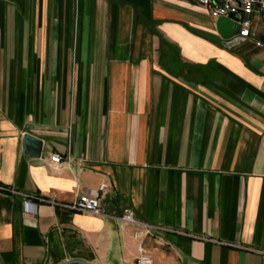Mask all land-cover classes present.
I'll return each mask as SVG.
<instances>
[{
    "label": "crops",
    "instance_id": "obj_1",
    "mask_svg": "<svg viewBox=\"0 0 264 264\" xmlns=\"http://www.w3.org/2000/svg\"><path fill=\"white\" fill-rule=\"evenodd\" d=\"M262 33L258 7L241 40L194 0H0V264H134L140 247L264 264ZM101 183L103 215L65 207Z\"/></svg>",
    "mask_w": 264,
    "mask_h": 264
},
{
    "label": "built area",
    "instance_id": "obj_2",
    "mask_svg": "<svg viewBox=\"0 0 264 264\" xmlns=\"http://www.w3.org/2000/svg\"><path fill=\"white\" fill-rule=\"evenodd\" d=\"M201 6L207 7L210 10V14L213 18L219 16H228L229 13H233L236 23L240 25L239 31L235 36H238L241 40L247 39L251 36V16L255 9L258 7L261 12L262 20L264 23V4L261 0H194ZM257 45H263L260 41L256 42ZM49 160L54 165L61 163V156L57 153H52L49 156ZM106 188L105 183H101L97 189H91L86 193L79 194L73 202L66 204L65 207L72 211L77 212H88L94 215H103L104 212L101 208V195ZM15 192V191H14ZM25 197V207H32L35 209L38 202H48L56 204L54 200L47 199L43 196H29ZM119 219L125 223L132 225L134 230L135 238H142L152 234L154 226L142 222L136 219L133 211L126 207L123 209ZM134 264H153L151 255L140 247L139 254L135 258Z\"/></svg>",
    "mask_w": 264,
    "mask_h": 264
},
{
    "label": "water",
    "instance_id": "obj_3",
    "mask_svg": "<svg viewBox=\"0 0 264 264\" xmlns=\"http://www.w3.org/2000/svg\"><path fill=\"white\" fill-rule=\"evenodd\" d=\"M234 14L229 13L228 16H219L215 19V28L219 35L228 39L235 36L240 28V25L235 22L233 19ZM260 41L264 44V33L260 35ZM23 146L27 152H29L32 156H39L41 153V141L30 134L25 133L23 135ZM73 261L64 262L62 264H70ZM81 264H87L81 261H74Z\"/></svg>",
    "mask_w": 264,
    "mask_h": 264
},
{
    "label": "rangeland",
    "instance_id": "obj_4",
    "mask_svg": "<svg viewBox=\"0 0 264 264\" xmlns=\"http://www.w3.org/2000/svg\"><path fill=\"white\" fill-rule=\"evenodd\" d=\"M260 41V40H259ZM261 42V41H260ZM262 43V42H261Z\"/></svg>",
    "mask_w": 264,
    "mask_h": 264
}]
</instances>
